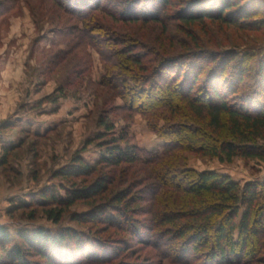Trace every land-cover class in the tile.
Segmentation results:
<instances>
[{"label":"rangeland","instance_id":"1","mask_svg":"<svg viewBox=\"0 0 264 264\" xmlns=\"http://www.w3.org/2000/svg\"><path fill=\"white\" fill-rule=\"evenodd\" d=\"M191 1L169 0L158 23L108 21L121 27L125 47L148 63L150 72L171 69L170 80L160 81L161 88L179 87L185 76L193 75L192 96L200 98L211 82L219 81L229 104L252 99L260 91L257 68L264 60V0H235L239 7L262 13L243 20L241 28L208 19L183 23L180 16L201 2ZM145 2L149 0L132 3L144 7ZM6 7L12 11L0 17V229L17 242L21 232L73 235L70 244L45 248L56 264H217L211 260L216 250L214 230L204 240L207 246L192 252L196 245L192 236L180 239L166 228L162 241L168 248H155L160 241L155 232L160 229H152L153 209L167 215L180 206L188 210L192 195L174 189L175 183L184 182L178 172L167 175L163 188L153 187L154 179L172 166V171L216 172L243 187L263 183L264 163L241 158L228 163L200 151L179 150L154 166L106 168L101 157L115 147L150 152L162 151L165 145L149 128L144 110H130V100H122L107 86L110 74L120 73V67L86 45L74 49L80 38L71 34L78 23L54 0H0V10ZM189 31L193 39L188 38ZM189 47L192 56L185 52ZM106 57L111 59L110 52ZM130 63L122 70L127 75L134 73ZM180 68L183 76H178ZM138 96L135 108L156 103L148 92ZM76 158L90 165L93 174L63 175L72 173ZM103 177L114 179L104 196L67 208L58 224L49 220L46 213L56 206L40 200L41 194L63 197L66 189H84ZM90 204L106 211L98 217ZM253 245L254 257L237 252L219 264H264V231ZM180 249L185 255L181 258ZM164 253L169 255L163 257ZM4 258L0 248V264ZM29 263L48 264L36 253L29 256Z\"/></svg>","mask_w":264,"mask_h":264},{"label":"trees","instance_id":"2","mask_svg":"<svg viewBox=\"0 0 264 264\" xmlns=\"http://www.w3.org/2000/svg\"><path fill=\"white\" fill-rule=\"evenodd\" d=\"M193 1L197 2V0ZM199 1L201 2L192 9L189 8L191 11L180 16L183 23L193 25L208 19L211 22L219 21L241 28L243 20L262 14L261 10L252 12L250 9L239 7L238 1L235 0ZM54 2L72 21L81 24H76L71 34L74 38H80L79 42L73 44L74 49L86 45L97 50L106 62L111 64L113 61L115 63L113 65L120 67V73L110 74L107 86L112 88L122 100H130L132 105L129 106L130 110L138 112L144 110L142 115L150 118L149 128L165 141L162 151L146 152L137 147L128 149L115 147L101 157L100 164H106V168H117L122 164L154 166L167 160L179 150L200 151L228 163L236 158L264 163V60L257 68V76L261 80L258 86L260 91L252 99L246 98L244 103L229 104L228 99L223 98L222 93L225 89L221 91L222 86L219 81L211 82L204 95L197 98L191 95L193 75L190 78L185 76L184 81L179 85L180 88L183 86L182 92L179 91L178 85L161 88L160 81L170 80L168 74L172 72L171 69L164 68L161 71L150 72L149 64L144 65L142 59H136L125 47L124 39L120 38L121 27L119 29L109 24V21L115 24L139 21L147 24L158 23L160 17L162 18L167 11L169 0H149L148 3L145 2L147 5L143 4L144 7L133 5V0L125 2L119 0L115 4L109 3L108 0H54ZM9 8L0 10V17L8 15L12 11ZM100 15L102 17H99ZM194 37V33L189 31L188 38ZM107 51L110 52L111 59L106 57ZM185 52L189 53L188 56H192L190 54L193 51L190 47ZM129 62H132L130 67L134 72L131 75H127V70L122 71ZM182 69H179L178 76L183 73ZM102 84L106 85L103 82ZM142 92H148L149 100L154 98L156 103H152L153 105L149 107L142 105L135 108L137 98H140L138 95ZM159 96L160 100H158ZM158 110H161V113ZM162 120L164 124H161ZM106 126L109 128L108 124ZM75 162L76 167L72 169V173L62 174L66 176L93 174L92 167L81 158H76ZM171 168L174 167H169V172L166 171L162 176L154 179L153 187L163 188L167 175L178 172L184 182L175 183L174 189L192 196L188 210L185 209L186 206H180L170 209L172 211L167 215L162 210L153 209L155 219L151 221L152 229H160L155 232L160 240L154 243L155 248L159 250L168 248L166 242L162 241L164 235L168 234L165 233L166 228L180 239L192 236L196 243L192 252L204 249L208 243L204 241L208 240L206 236L214 230L216 250L211 253L212 261L216 260L217 264L223 263L225 260H230V257L237 252L254 257L255 247L254 245L250 247V244L256 245V241H259L264 231L262 227L264 226V181L261 184H248L242 187L239 183L216 172H187L182 168L172 171ZM113 182L114 179L103 177L84 189H66V195L63 197L43 193L40 195V200L56 206V209H51L46 214L49 220L58 224L67 208L78 202H90L99 196H104ZM167 185L170 186V183ZM90 205L97 210L98 217L106 211L102 210L101 205ZM106 205L114 208L111 203ZM115 208L127 214L119 207ZM123 209L126 211L124 207ZM72 236L68 232L61 237L50 235L44 230L34 234L21 232L20 241L17 242L10 241L9 234L0 229V248L5 254L2 264H31L29 256L34 253L45 258L48 264H56L51 255L45 253V248L55 244H70L73 242ZM9 244L11 247L8 246ZM182 249L188 252L185 245ZM177 254L179 258L185 256L181 249ZM166 255L169 254L164 253L162 256L166 257Z\"/></svg>","mask_w":264,"mask_h":264}]
</instances>
